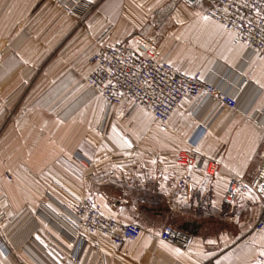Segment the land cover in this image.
Here are the masks:
<instances>
[{
  "label": "crops",
  "instance_id": "1",
  "mask_svg": "<svg viewBox=\"0 0 264 264\" xmlns=\"http://www.w3.org/2000/svg\"><path fill=\"white\" fill-rule=\"evenodd\" d=\"M82 1L90 12L80 23L57 0H0V197L8 215L0 222V264H264L257 260L264 233L252 229L260 196L248 189L233 205L222 202L230 178L250 182L264 158V56L207 18V0ZM198 9L205 19L179 18ZM139 33L161 58L198 73L236 106L186 99L165 125L134 103L118 114L84 83V61L101 44L133 45ZM191 140L220 162L214 175L176 163ZM83 196L137 223L139 236L114 245L85 234L88 245L74 260L69 204ZM165 224L185 229V248L159 238Z\"/></svg>",
  "mask_w": 264,
  "mask_h": 264
},
{
  "label": "built area",
  "instance_id": "2",
  "mask_svg": "<svg viewBox=\"0 0 264 264\" xmlns=\"http://www.w3.org/2000/svg\"><path fill=\"white\" fill-rule=\"evenodd\" d=\"M68 14L77 15L82 22L80 8L82 0H57ZM204 15L232 34L235 42L245 46L253 55L264 56V0H207ZM88 72L84 82L99 95L107 105L119 106L118 114L125 110L127 103H134L148 111L161 125H165L170 116L186 99L208 96L218 104L236 106V100L227 92L219 90L198 73H187L171 64L158 54L157 45L148 36L134 35V44H101L85 59ZM194 140L188 147L180 149L176 163L182 168L202 166L206 175L218 172L221 164L217 159L201 153ZM74 158L86 165L90 160L75 153ZM87 173L85 178H89ZM189 175L184 174L178 181L179 188H185ZM254 190L260 196L261 212L253 226L256 232L264 233V158L250 182H238L230 178L227 182L222 202L233 205L240 192ZM75 217L71 228V242L74 243L72 257L80 258L88 245L85 234L106 236L114 245L135 240L141 227L134 222H121L114 214L104 212L101 206L89 196L76 197L69 204ZM7 201L0 197V222L7 219ZM159 238L178 247L185 248L190 236L164 225ZM98 251V244L90 245ZM264 263V251L257 257Z\"/></svg>",
  "mask_w": 264,
  "mask_h": 264
},
{
  "label": "rangeland",
  "instance_id": "3",
  "mask_svg": "<svg viewBox=\"0 0 264 264\" xmlns=\"http://www.w3.org/2000/svg\"><path fill=\"white\" fill-rule=\"evenodd\" d=\"M90 9V8H89ZM89 9H87L85 12H81L82 14V21H83V19L85 18V16H86V14L88 13V12H90V10ZM161 11H158L157 13H160ZM181 12V13H180ZM179 12V18H192V19H197V20H203V19H205V17H204V15L202 14V9H198V10H194V11H188V13L186 12V11H180ZM186 12V13H185ZM161 13H164V14H166L167 13V15H165V19H168V18H173V15H172V13H173V11H170V12H167V11H162ZM185 13V14H184ZM171 14V15H170ZM184 14V15H183ZM216 24V23H215ZM72 66L73 67H75V69L76 70H78L77 71V73L79 74V76H82V74H81V72H82V68H81V64H80V62L78 63V61L77 62H74L73 64H72ZM85 83V82H84ZM97 95V94H96ZM165 225H169V224H165ZM261 233V232H260Z\"/></svg>",
  "mask_w": 264,
  "mask_h": 264
},
{
  "label": "water",
  "instance_id": "4",
  "mask_svg": "<svg viewBox=\"0 0 264 264\" xmlns=\"http://www.w3.org/2000/svg\"><path fill=\"white\" fill-rule=\"evenodd\" d=\"M185 1H187V2H189V3H193V2H195L196 0H185Z\"/></svg>",
  "mask_w": 264,
  "mask_h": 264
},
{
  "label": "trees",
  "instance_id": "5",
  "mask_svg": "<svg viewBox=\"0 0 264 264\" xmlns=\"http://www.w3.org/2000/svg\"><path fill=\"white\" fill-rule=\"evenodd\" d=\"M175 229H180L181 231H185L184 228H178V227H175Z\"/></svg>",
  "mask_w": 264,
  "mask_h": 264
},
{
  "label": "snow or ice",
  "instance_id": "6",
  "mask_svg": "<svg viewBox=\"0 0 264 264\" xmlns=\"http://www.w3.org/2000/svg\"><path fill=\"white\" fill-rule=\"evenodd\" d=\"M262 87H264V85H261Z\"/></svg>",
  "mask_w": 264,
  "mask_h": 264
}]
</instances>
